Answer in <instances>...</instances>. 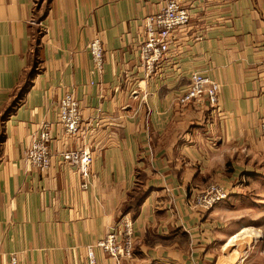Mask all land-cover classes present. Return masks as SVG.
<instances>
[{
    "label": "crops",
    "instance_id": "crops-1",
    "mask_svg": "<svg viewBox=\"0 0 264 264\" xmlns=\"http://www.w3.org/2000/svg\"><path fill=\"white\" fill-rule=\"evenodd\" d=\"M168 1L0 0V264H88V247L125 217L136 241L122 264L219 263L233 199L264 161V0H177L191 24L148 77L145 19ZM95 37L101 74L88 51ZM193 72L221 86L220 113L179 103ZM68 93L80 102L83 134L75 141L56 128L51 149L92 151L87 188L74 168L41 172L26 157ZM212 183L231 199L206 212L194 201Z\"/></svg>",
    "mask_w": 264,
    "mask_h": 264
},
{
    "label": "built area",
    "instance_id": "built-area-1",
    "mask_svg": "<svg viewBox=\"0 0 264 264\" xmlns=\"http://www.w3.org/2000/svg\"><path fill=\"white\" fill-rule=\"evenodd\" d=\"M191 24V13L187 6L177 0H170L157 12L145 19L144 37L140 45V58L148 77L158 75L163 70L166 57L170 54L175 35ZM96 72L103 73L105 49L100 37H95L88 45ZM221 86L202 72H193L187 81V90L179 98L182 105L207 102L220 113ZM59 128L64 135L80 141L83 134V116L80 102L73 93L66 94L59 102L57 119L43 123L38 134L33 138L27 150V160L34 169L45 172L54 165L60 168H74L82 179V187L87 188L92 175L94 155L90 149L73 148L53 153L51 146L54 130ZM264 137V118L261 125ZM229 197V193L217 184H210L198 194L197 208L210 212ZM134 223L123 218L107 236L87 249L88 264H99L96 250H101L114 261L122 264L134 258L135 252ZM11 264H20L13 257Z\"/></svg>",
    "mask_w": 264,
    "mask_h": 264
},
{
    "label": "rangeland",
    "instance_id": "rangeland-1",
    "mask_svg": "<svg viewBox=\"0 0 264 264\" xmlns=\"http://www.w3.org/2000/svg\"><path fill=\"white\" fill-rule=\"evenodd\" d=\"M214 184L229 193L225 202L229 201L230 191L219 183ZM231 205L234 206L229 214L231 235L217 256L218 264H264V161L253 166L251 179ZM194 206L198 207L196 199ZM236 234L238 237L228 244Z\"/></svg>",
    "mask_w": 264,
    "mask_h": 264
},
{
    "label": "trees",
    "instance_id": "trees-1",
    "mask_svg": "<svg viewBox=\"0 0 264 264\" xmlns=\"http://www.w3.org/2000/svg\"><path fill=\"white\" fill-rule=\"evenodd\" d=\"M35 72V71H34ZM33 71L30 72L28 74V77L27 79L30 80L32 75H33ZM29 85V84H28ZM28 85H25L21 88L20 90V96L16 98V100H14L10 106V108L5 112L4 116L2 117V121H6V119L14 112L16 106L20 103V100L22 99L23 97V94L25 93V91L27 90L28 88Z\"/></svg>",
    "mask_w": 264,
    "mask_h": 264
},
{
    "label": "bare ground",
    "instance_id": "bare-ground-1",
    "mask_svg": "<svg viewBox=\"0 0 264 264\" xmlns=\"http://www.w3.org/2000/svg\"><path fill=\"white\" fill-rule=\"evenodd\" d=\"M244 231H246V230H244ZM244 231H243V232H244ZM243 232H242V233H243ZM237 237H238V234H236L235 236H233V238H232V239L229 241V243H228V244H230V242H232V241H233V239H235V238H237Z\"/></svg>",
    "mask_w": 264,
    "mask_h": 264
}]
</instances>
